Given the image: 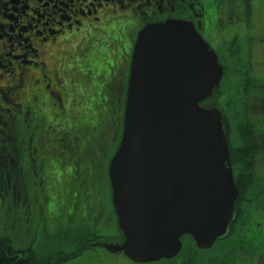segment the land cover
<instances>
[{
  "label": "water",
  "instance_id": "95a60500",
  "mask_svg": "<svg viewBox=\"0 0 264 264\" xmlns=\"http://www.w3.org/2000/svg\"><path fill=\"white\" fill-rule=\"evenodd\" d=\"M221 72L189 22L169 20L138 34L121 142L109 165L125 242L106 246L110 252L149 262L175 256L183 234L193 236L199 249H209L225 233L237 190L223 119L200 105L212 96ZM209 137L211 146L200 142ZM184 149L192 152L187 170L178 165ZM159 164L171 172H159Z\"/></svg>",
  "mask_w": 264,
  "mask_h": 264
},
{
  "label": "flooded vegetation",
  "instance_id": "af4514ba",
  "mask_svg": "<svg viewBox=\"0 0 264 264\" xmlns=\"http://www.w3.org/2000/svg\"><path fill=\"white\" fill-rule=\"evenodd\" d=\"M41 2L44 6L63 5L68 15L54 16L47 28L36 29L28 23L19 29L31 50L30 55L20 56L12 54L21 49V44L11 43L10 38L16 27L10 9L12 0H0V206L7 200L10 206L23 208L21 212L25 208H45L49 201L46 186L52 178L45 172L44 164L52 157L51 137L56 130L49 116L72 108L74 103L84 107L83 96L99 97L98 51L92 62L84 64L82 61L83 57H89L88 46L103 47L108 61L118 53L112 97L115 110L121 112L125 93L116 94L114 90L117 86L125 90L126 60L130 58L132 31L136 27L132 15L139 12L140 18L152 15L161 20L163 14L172 9L167 0H23L27 16L37 13L43 7ZM134 2L140 4L134 5ZM213 7L210 2L208 9ZM231 7L230 0H222L217 11L213 10L220 20L219 27L223 26L224 19L232 22L235 13ZM104 28L115 30L118 35L112 55L108 45L104 47L106 43L92 44L109 35ZM262 106L264 108V104ZM246 175L262 186L255 172ZM38 179L39 187L30 200L28 191Z\"/></svg>",
  "mask_w": 264,
  "mask_h": 264
},
{
  "label": "trees",
  "instance_id": "16d2710c",
  "mask_svg": "<svg viewBox=\"0 0 264 264\" xmlns=\"http://www.w3.org/2000/svg\"><path fill=\"white\" fill-rule=\"evenodd\" d=\"M208 4L205 8L203 3ZM190 1H188L189 3ZM210 2L213 3V8L210 7ZM188 3L183 5L185 8ZM222 0H197V4L200 5V9L197 6L196 9L201 14L198 22L201 23L203 28V36L207 41L215 43L220 48L218 51L219 59L222 60L224 66L227 65L229 50L242 48L243 57H235L234 59L244 58V62L250 65L258 63L251 59L255 57L256 50L255 45L260 40V29L257 25L249 22V16L253 15L254 1L250 3L251 6H245L246 10L241 13L240 18L236 16L232 19L230 26H220L218 15L213 11L221 6ZM180 7V6H179ZM204 7V10H202ZM173 16L181 15L178 9H175ZM222 27H226L225 29ZM230 27V29H229ZM218 28V29H216ZM229 29V30H227ZM218 32L216 33L215 32ZM105 32L109 33L107 38L99 39V41L90 42L93 45L105 44L111 45L115 39L114 31H108L104 28ZM229 32V36L224 34ZM111 33V34H110ZM112 35V36H111ZM220 37L216 42L213 36ZM118 37V36H116ZM93 41V38H91ZM215 41V42H214ZM99 46V45H98ZM95 47L88 46L89 57H83V63L92 62L94 56L98 54L99 66V78L101 82V89L99 97L86 96L87 102L84 107H80L76 103L72 108L64 111H60L58 114L49 116V120L52 128L55 132L52 134L51 140L53 148H51L52 157H57L60 160L63 167H58L54 159H51L48 163L47 170L50 169L54 176V183L52 181L46 186V192L48 193V203L45 208H50V216L56 215L59 217L60 210L65 207L75 208L72 209L75 214L69 217L66 221V228L83 227L87 223L81 220V217H86L87 213L84 211L90 203L99 201L100 205H104L108 198V191L105 189L106 173L102 170V163L104 165V159L107 158L112 150L115 149L116 142L119 139L122 127V115L121 112L113 108V104H108V99L104 93V77L101 78L102 73L108 67H113L112 60L108 61L103 55L104 48L94 49ZM251 56V57H250ZM252 61H251V60ZM230 61V60H229ZM235 61V60H234ZM236 68L241 71V76L237 78L234 76H227L228 69L224 73V81H222L220 88L221 94H219L218 105L223 106V101H232L236 91H239V82L243 84L244 89L241 90V97H243L239 110L238 109H224L226 114L232 118L236 124H241V128L248 129L245 132L246 135L251 136L250 141L243 144L240 149H237L232 159L234 170L243 167V172L251 175L254 173L255 160L264 159V127L255 126L253 130L247 126L253 124L258 117L249 115L252 108V100L264 98V92L261 87H264V82L249 76L250 67L242 64V61L236 65ZM109 76V74H107ZM97 79V78H95ZM107 79V77H105ZM107 90V89H106ZM105 90V91H106ZM219 90V89H218ZM111 100V98L109 99ZM217 102V100H216ZM264 101L260 102L263 105ZM224 107V106H223ZM264 110V108H263ZM264 118V115H263ZM227 125L233 128L232 123L227 121ZM108 134L109 139L105 140L103 135ZM110 136L112 140L110 141ZM105 140V141H104ZM110 142L109 147L103 151L107 144ZM251 168L246 167V162H254ZM98 172V176L95 174ZM79 173V174H78ZM95 173V174H94ZM77 175L76 178H74ZM103 177H99V176ZM105 176V177H104ZM244 177H249L244 174ZM237 177V174H236ZM238 182V180H236ZM54 185V186H53ZM61 185L63 188H61ZM88 186V187H86ZM257 184L254 181L251 183V187L246 190V193L250 195L249 202L254 199L264 198V191L257 192ZM259 187V186H258ZM107 191V192H106ZM67 205V206H66ZM251 208H244L239 219L238 230L233 236V243L227 245L226 250L222 249L223 243H217L211 250H197L193 244L192 239L189 236L183 238V250L175 258L170 260H162L160 264H255L253 260L260 257V264H264V223L258 220L257 210ZM7 207L2 205V211L6 212ZM239 211V210H238ZM261 212V211H260ZM259 212V213H260ZM95 213V212H88ZM96 214V213H95ZM93 215V214H92ZM260 222V223H259ZM57 225V222L54 223ZM63 223L57 226V231L62 229ZM55 231V228H54ZM78 236V235H75ZM234 244V245H233ZM87 245V244H85ZM85 245L83 247H85ZM233 251L232 256L228 253ZM31 250H19L12 245V241L6 237L0 235V264H39L31 256ZM61 260V258H60ZM59 260V262H61ZM58 262V263H59ZM56 264V261L53 262Z\"/></svg>",
  "mask_w": 264,
  "mask_h": 264
},
{
  "label": "rangeland",
  "instance_id": "374dc122",
  "mask_svg": "<svg viewBox=\"0 0 264 264\" xmlns=\"http://www.w3.org/2000/svg\"><path fill=\"white\" fill-rule=\"evenodd\" d=\"M169 3H171V0H167ZM194 2L196 0H193ZM254 1V8H253V15L251 17H248L251 22V24H255L258 26L260 29V40L258 43L255 45V57H251L254 61H257L258 63H255L253 65H250L248 63L244 62L241 59H234L235 57H243V49L238 48L229 50L228 52V62L226 63V69L232 65L230 69H228L227 76H231L234 78L236 77L235 81L237 78L241 76H246V74H241V71H239L236 68V65L242 61V64L247 65L250 67L249 73H247L249 76L254 77L255 79H258L259 81L264 82V0H230L231 8L236 14V18L239 17L244 10H246L245 6H251L250 3H253ZM44 2H41V5L43 6L42 8L37 10V13L34 15L28 14L26 11L23 10L24 8V3L23 0H12V3L10 5V9L12 8L13 12V25L15 27V31H13L10 34L11 43H20L21 44V49L13 52V55L17 53L20 56H24L25 54L30 55V47L28 42H25V35L21 32L19 33V29H23L25 25H32V27H37L36 29H41L42 27L47 28L50 27L51 19L54 16H60L63 17L65 15H68V12L65 10L63 5H56L55 3H50L48 6H44ZM56 5V7H55ZM241 5L244 7L243 9H239ZM226 7V4H225ZM38 24V25H37ZM230 29V28H229ZM227 29V30H229ZM201 30L204 31L205 29L203 26L201 27ZM140 30L136 32V35L139 33ZM142 31V29H141ZM205 32V31H204ZM216 32V30H215ZM218 33V32H216ZM1 34V31H0ZM226 37L229 36V32H226L224 34ZM136 37V36H135ZM217 35L213 36V39L217 42L218 39ZM214 41V42H215ZM212 46L216 49V51H220V48H218L215 43L210 42ZM16 44V45H17ZM12 53V52H11ZM250 59V60H251ZM235 60V61H234ZM252 61V60H251ZM119 85V84H118ZM238 87L240 88L239 91H236V93L233 96L232 101H223V106H218L216 104V100L219 99V94L217 93V90H214L212 93V96L208 98L207 100L203 101L201 103V107L205 109H209L211 111H215V109L219 110L218 112H221L223 114V117H225V113L223 109H240V103L243 99L241 97V90L244 89L243 84L239 82ZM262 91L264 92V87H261ZM121 91H124L121 89L120 86H117L114 90V92L117 94L118 92L121 93ZM114 100V99H113ZM264 101V98L256 100L253 99L252 102V108L254 110H250L249 115L253 117H259L260 118L256 119L252 125L247 126L249 129H254L255 126H261L264 127V118H263V106L260 105V102ZM258 112H256V110ZM229 121L232 123L233 129L232 128H224L223 123H222V129H224L226 135H225V140L228 143L229 147V153L231 158H234L235 151L237 149H240L243 144H246L250 141V137L245 134V132H248V129L241 128V124H236L233 122L232 118L229 116L228 120L224 119V125L225 123ZM104 139L107 140L109 139L108 134L103 135ZM104 140V141H105ZM112 140V137L110 136V141ZM110 145V142L107 144V147L103 149L106 150ZM256 163L254 166V172H255V177L260 180V183L262 186L258 187L256 186L257 192H261V190L264 187V159L260 160H255ZM254 162H246V167L251 168ZM106 161L104 162V165L102 163V169H106ZM150 168V167H149ZM245 170L243 167L238 168L236 170V180L238 182L235 183V188L240 192V197L238 200V208H234L235 215H241L242 210L244 208H248L249 205H253L258 208H253L257 210L259 213L262 211L264 207H261L264 205V201H260L257 198L254 199L251 202H247V199H250V195L246 193V190L251 187L252 183V178L249 177H244V174H247L243 172ZM151 172V169H150ZM98 176V175H97ZM101 177V175L99 176ZM255 184V181H254ZM39 187V179L37 180V183L34 185V187L28 191V196L29 199L31 200L32 196L35 194ZM88 187V186H86ZM63 188V186H61ZM10 203V202H9ZM8 203V204H9ZM41 202H39L40 204ZM4 206L7 208H14V206L8 207L6 203H3ZM18 208V207H16ZM50 208L40 210L39 208H35V213L32 216L33 222L31 224L27 223L25 217H21L20 222L16 221L15 214H18L19 211L13 210L9 214H5L4 211H0V235L6 237L8 240L12 241V245L15 248L18 249H31L34 255L31 254V256L35 259L36 263L38 262L39 264H45L53 261V258L55 256L60 255V252L62 254L67 253L70 249H72L76 244H70L71 241L68 239L72 238L75 235H79L80 233L84 232L85 230H89L90 232L95 231L97 232V235L100 238H104L106 241L105 243H108L107 241H112L114 238L119 236V231L118 227L116 228L115 226L110 227L109 229H104L100 225H91V224H86L84 227H79L77 228L74 226L73 228H66L65 223H63L62 229L57 231V229L54 231L52 228L55 222L59 221V217L56 215H53V217L50 216ZM48 217V220L46 218ZM66 217V216H65ZM82 220L86 223H90L93 219V216L90 217H81ZM61 219V218H60ZM259 220V216H258ZM260 220L264 221V217ZM47 227V228H46ZM220 228V226L218 227ZM232 229L229 228L228 234L230 233ZM114 241V240H113ZM85 244H89V242H86ZM93 245V244H92ZM101 245V244H100ZM94 246V245H93ZM98 247H95L94 250H83V254L72 258L67 261H63L62 264H160L156 262H150V263H133L130 260H128L122 253H117V254H112L110 253L106 248L100 247L99 245H95ZM85 253H95L97 255L96 259L95 258H89L86 256ZM102 255H98V254ZM65 255V254H64ZM255 264H260V257H257L255 260H253Z\"/></svg>",
  "mask_w": 264,
  "mask_h": 264
},
{
  "label": "bare ground",
  "instance_id": "6f19581e",
  "mask_svg": "<svg viewBox=\"0 0 264 264\" xmlns=\"http://www.w3.org/2000/svg\"><path fill=\"white\" fill-rule=\"evenodd\" d=\"M195 76H197V75H193V77H195ZM167 78L170 80L171 74L168 75ZM150 79L151 78L149 77L146 80H150ZM163 81H167V79L163 77ZM180 99H183V97L181 96ZM176 140H182V137L178 135L176 137ZM200 142H202V143H209V146H211V143L210 142H212V137H209V138H200ZM191 155H192L191 150L184 149V152H182V156H179L178 165L179 166L184 165L185 166V170L189 169L190 166H191V164H190V162H191ZM159 166H161V165L160 164L158 165V171L159 172H164V173H170L171 172L169 169L165 168L164 166H161V167H164V168H160ZM179 166H176V169L177 170H178ZM174 179H175V177L170 178V180H174ZM187 228H189L190 231L192 229L190 227H187Z\"/></svg>",
  "mask_w": 264,
  "mask_h": 264
}]
</instances>
